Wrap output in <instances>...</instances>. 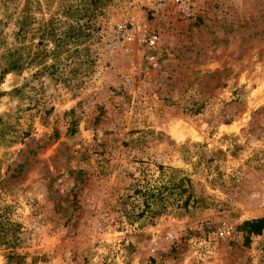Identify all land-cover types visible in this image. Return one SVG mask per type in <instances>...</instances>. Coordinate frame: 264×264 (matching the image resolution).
Instances as JSON below:
<instances>
[{
  "label": "rangeland",
  "instance_id": "obj_1",
  "mask_svg": "<svg viewBox=\"0 0 264 264\" xmlns=\"http://www.w3.org/2000/svg\"><path fill=\"white\" fill-rule=\"evenodd\" d=\"M261 203L264 0H0V264H264Z\"/></svg>",
  "mask_w": 264,
  "mask_h": 264
},
{
  "label": "built area",
  "instance_id": "obj_2",
  "mask_svg": "<svg viewBox=\"0 0 264 264\" xmlns=\"http://www.w3.org/2000/svg\"><path fill=\"white\" fill-rule=\"evenodd\" d=\"M126 24H118L117 25V30H116V34L118 35H122L123 38L125 39H129V34L126 33ZM154 37L153 38H149L148 39V45L149 47H152L154 45ZM150 60L153 61V57H150ZM264 204L261 203L258 205V207H262ZM236 236V231L232 226H224L221 229L218 230L217 232V237L220 239H230L232 237Z\"/></svg>",
  "mask_w": 264,
  "mask_h": 264
},
{
  "label": "trees",
  "instance_id": "obj_3",
  "mask_svg": "<svg viewBox=\"0 0 264 264\" xmlns=\"http://www.w3.org/2000/svg\"><path fill=\"white\" fill-rule=\"evenodd\" d=\"M263 229L264 218L245 221L241 225V230H243L248 236H258Z\"/></svg>",
  "mask_w": 264,
  "mask_h": 264
}]
</instances>
